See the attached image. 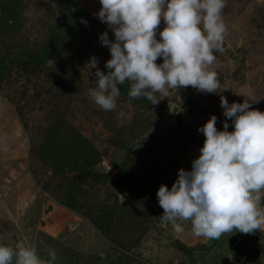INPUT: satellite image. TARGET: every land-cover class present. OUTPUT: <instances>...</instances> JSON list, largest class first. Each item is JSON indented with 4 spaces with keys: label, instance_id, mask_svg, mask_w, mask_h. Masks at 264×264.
<instances>
[{
    "label": "rangeland",
    "instance_id": "1",
    "mask_svg": "<svg viewBox=\"0 0 264 264\" xmlns=\"http://www.w3.org/2000/svg\"><path fill=\"white\" fill-rule=\"evenodd\" d=\"M101 7L99 0H0V244L23 242L44 264H264V225L208 239L180 221L185 231L176 233L160 220L157 199L180 169L191 171L205 140L197 129L216 115L223 130L221 95L264 112V0H227L222 51L209 66L217 93L169 89L152 105L130 100L125 83L111 111L89 91L97 86L91 58L109 71L99 37L108 31L114 40L96 15ZM65 24L57 50L29 64L28 54L43 53L52 28ZM72 138L82 140L79 152L89 148L79 171L64 144Z\"/></svg>",
    "mask_w": 264,
    "mask_h": 264
},
{
    "label": "clouds",
    "instance_id": "2",
    "mask_svg": "<svg viewBox=\"0 0 264 264\" xmlns=\"http://www.w3.org/2000/svg\"><path fill=\"white\" fill-rule=\"evenodd\" d=\"M96 14L108 31L99 40L111 59L105 68L92 57L95 68L93 101L103 110L117 106L121 86L130 83L131 99L159 103L156 94L168 97L169 89L191 86L200 93H217L218 74L209 70L222 51L227 31L223 9L227 0H99ZM163 21V30H160ZM87 25L86 20H82ZM159 36V39L157 38ZM162 58V63L157 60ZM91 74V73H90ZM223 130L212 115L198 132L205 137L191 171L180 169L171 189L157 192L163 215L160 220L183 233L180 221H190L197 237L219 239L225 233L256 232L264 225V112L253 110L249 100L232 102L220 96ZM231 121V124L229 123ZM229 127L233 130L229 131ZM55 259V253H50ZM0 264H44L34 247L16 242L0 244Z\"/></svg>",
    "mask_w": 264,
    "mask_h": 264
},
{
    "label": "trees",
    "instance_id": "3",
    "mask_svg": "<svg viewBox=\"0 0 264 264\" xmlns=\"http://www.w3.org/2000/svg\"><path fill=\"white\" fill-rule=\"evenodd\" d=\"M68 26H69L68 24H65L62 26L61 25H55L50 32V36L48 38L47 43H45V45H44L43 53L38 52L35 55H32V54L29 55L28 54L29 57L27 60L29 61V64H31V65L32 64H41L46 59L47 55L50 52L56 51L57 50L56 45L59 43V38H61L60 36H62V34L64 32H66V29ZM81 141L82 140H80V139H77V138L73 139L72 138L71 140L68 139V141L66 143H64L68 147L69 151L71 152V153L70 152L69 153H70L72 160H74V163L71 162L73 164V166L72 165L71 166H72V168L74 167L75 169H77L76 168V166H77L78 171L80 170L79 169L80 166L77 165L79 158L80 157L85 158V156L87 155L85 153V151L88 153V150H89V148H87V150H85L83 153L79 152V147L76 148V146L82 144ZM70 142H73V144H71ZM57 151H58V149H57ZM87 159H88L87 162L84 161V164L85 163H86V165L92 164L91 159H89V158H87ZM70 161H69V164H70ZM82 163H83V159H82ZM81 175H84V177H87V174L85 175V174L81 173ZM81 177H83V176H81Z\"/></svg>",
    "mask_w": 264,
    "mask_h": 264
}]
</instances>
